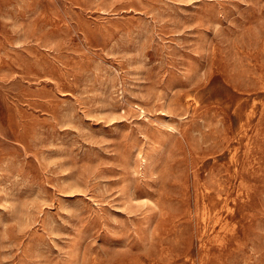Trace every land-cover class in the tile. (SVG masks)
<instances>
[{"label": "rangeland", "instance_id": "1", "mask_svg": "<svg viewBox=\"0 0 264 264\" xmlns=\"http://www.w3.org/2000/svg\"><path fill=\"white\" fill-rule=\"evenodd\" d=\"M0 264H264V0H0Z\"/></svg>", "mask_w": 264, "mask_h": 264}]
</instances>
